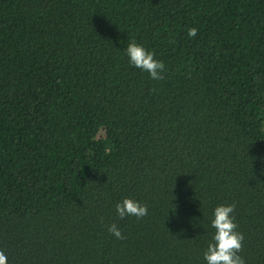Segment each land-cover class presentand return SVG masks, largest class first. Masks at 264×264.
<instances>
[{
  "label": "trees",
  "instance_id": "16d2710c",
  "mask_svg": "<svg viewBox=\"0 0 264 264\" xmlns=\"http://www.w3.org/2000/svg\"><path fill=\"white\" fill-rule=\"evenodd\" d=\"M231 204L264 264V0H0L7 264H207Z\"/></svg>",
  "mask_w": 264,
  "mask_h": 264
},
{
  "label": "clouds",
  "instance_id": "9594fccd",
  "mask_svg": "<svg viewBox=\"0 0 264 264\" xmlns=\"http://www.w3.org/2000/svg\"><path fill=\"white\" fill-rule=\"evenodd\" d=\"M197 31L196 28H191L187 34L189 37H195ZM126 53L130 64L146 71L151 79L162 80L164 78L165 65L162 61L155 59L154 52L131 42L127 46ZM234 211L235 204L220 205L215 208L214 218L211 222L215 233L204 253L207 264H245L244 258L239 255L243 250L244 236L237 231L238 225L233 216ZM116 212L121 220L126 216H135L137 219H141L148 214V207L131 198H126L116 205ZM108 231L117 239H125L116 224L110 225ZM0 264H7V256L3 251H0Z\"/></svg>",
  "mask_w": 264,
  "mask_h": 264
}]
</instances>
